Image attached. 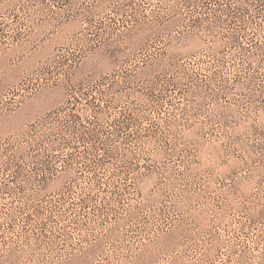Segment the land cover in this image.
Segmentation results:
<instances>
[{"label": "rangeland", "instance_id": "obj_1", "mask_svg": "<svg viewBox=\"0 0 264 264\" xmlns=\"http://www.w3.org/2000/svg\"><path fill=\"white\" fill-rule=\"evenodd\" d=\"M0 264H264V0H0Z\"/></svg>", "mask_w": 264, "mask_h": 264}]
</instances>
